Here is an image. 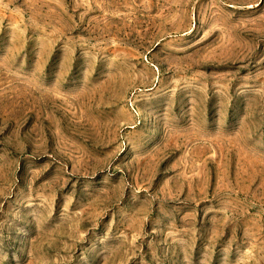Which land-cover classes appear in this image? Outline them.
<instances>
[{"label":"rangeland","instance_id":"rangeland-1","mask_svg":"<svg viewBox=\"0 0 264 264\" xmlns=\"http://www.w3.org/2000/svg\"><path fill=\"white\" fill-rule=\"evenodd\" d=\"M0 264H264V0H0Z\"/></svg>","mask_w":264,"mask_h":264}]
</instances>
